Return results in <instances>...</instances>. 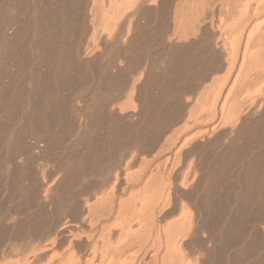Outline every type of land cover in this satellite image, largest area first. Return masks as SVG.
<instances>
[{"label":"bare ground","instance_id":"obj_1","mask_svg":"<svg viewBox=\"0 0 264 264\" xmlns=\"http://www.w3.org/2000/svg\"><path fill=\"white\" fill-rule=\"evenodd\" d=\"M27 1L19 0L20 4L29 6L33 3L35 6L37 0H32V4ZM40 1L43 5L30 7L31 11L23 8L25 12L29 11L30 17L25 14L30 22L22 29L31 30L33 34L30 35L34 39L32 44L43 58L41 65L36 63L34 67L40 68L42 74L38 79L31 77L27 85L29 90L23 84L26 82L18 80L1 89L3 92L0 93V102L6 106L3 109L1 105L0 111L18 104L22 113L26 112L24 118H18L19 121L13 122L17 117L12 119L15 125L10 126L12 129L6 135L0 134V149L4 151V154L0 151V191L7 193L6 201L10 205L11 201L17 204L15 208L12 206L13 210L8 208L12 211H0V264H264V0H179L173 5L170 4L172 0H86L85 13L78 16L79 22L73 19L77 12H74L75 6L72 7L74 4L68 6V0L67 5L64 0H57L58 7L53 0L49 3L58 8H53L57 9V12L53 10L57 13L55 17L50 16L52 7L48 5L49 1L46 6L45 0ZM149 10L155 11L157 19L154 20L161 22L166 19V14L171 18V29L162 39L170 54L166 52L167 56L162 60L164 67H158V71L162 69L161 73L157 71V76L154 73L153 86L150 85L152 82L148 83L147 72L140 70L129 80L125 99L116 106L118 110H110L121 111V118H130V122H134L127 133L132 136L130 146L134 153L126 149L127 155H124L128 156V152L131 155L126 160L123 156L125 162L121 158L124 167L118 166L116 160L102 163L101 167L107 168L102 180L108 181V185L110 182L104 191L84 201L79 200L81 204L60 208L59 200L63 198L66 183L72 182L76 178L74 175L86 168L88 158L95 153L91 150L105 140L102 132L99 133L101 136L98 135L105 120L104 114L101 111L98 112L101 115L93 114L95 110L92 114H85L84 110L96 101L97 91L113 83L117 72L123 70V62L128 57L126 53L130 50L127 46L138 34V20L143 14L148 16ZM3 16H0V37L9 38L13 33H7L11 26L8 27V19ZM25 18L23 20L27 22ZM20 20L13 23L17 30L20 29ZM75 21L74 34L77 32L83 37L89 33L82 50L77 40L76 44L68 42ZM160 22L156 21V24ZM145 26L142 25L143 30L147 28ZM22 33L23 40L30 34ZM205 34L209 36L207 49L216 60L213 59L215 62L210 63L209 68L204 66L192 75L193 63L198 61L197 54L200 53L196 54L194 44H202L205 39L201 37ZM8 41L4 40L5 48L10 44ZM13 45L12 49H6L14 58L9 61L14 62L20 55L30 53L26 48L25 54L22 50L20 53L19 45ZM124 49L129 50L124 53ZM79 63L84 70L77 68ZM84 80L92 83L87 95L70 94L68 98L69 95L62 92ZM183 80L185 86H188L186 82L188 87L192 86L190 90L194 95L190 100L184 96L183 103H180L182 97L179 103H174L177 100L173 97L178 93L172 94L171 91L176 90L173 86H180ZM116 82L113 84H118ZM22 85L27 93L20 98L22 90L26 91ZM146 85L157 89L158 94L155 96L156 93H152L155 89H148L152 90L153 97ZM69 107L74 109L70 111L76 114V119H72H78L79 127L83 128L85 120L86 124L92 125L90 135L85 138L84 150L64 158L62 163L59 161L56 174L45 164H38L41 167H38L37 175L34 174L37 177L33 178L27 165L28 156L26 160L17 158L32 152H27L20 144L22 136L19 137L16 123H23V130L33 143L41 142L37 141L40 144L37 147L36 144L33 147V143L30 147L39 151L50 148L49 151L54 147L50 145L57 138L56 133H65L68 128ZM179 122H183L179 126L194 127L190 131H184L182 127L183 131L178 127L170 130ZM167 129L173 131L172 136L166 135L164 141H159ZM175 131L184 133L176 135ZM158 141L161 142L159 145ZM156 147L158 155L171 151L164 162L158 161L161 166L154 164L156 169L161 167L159 173H153L149 161L140 156ZM140 157L145 161L142 164ZM50 158L47 156L44 162L49 163ZM206 160L214 163H206ZM89 164L91 166V162ZM208 164H212L213 169H209ZM122 185L126 188L123 186V189ZM254 200L259 210L250 212ZM20 220L27 224V229L18 235L13 232ZM245 225L250 231L246 227L244 230L248 231L247 236L255 245L247 242L248 237L241 229ZM238 230L246 238L240 237ZM10 239L15 243L9 244ZM256 239L259 241H254Z\"/></svg>","mask_w":264,"mask_h":264},{"label":"rangeland","instance_id":"obj_2","mask_svg":"<svg viewBox=\"0 0 264 264\" xmlns=\"http://www.w3.org/2000/svg\"><path fill=\"white\" fill-rule=\"evenodd\" d=\"M4 1V2H3ZM2 1V4L4 5V7H3V5H2V10H0V16H2V15H4L5 16V19H8V21H6V22H8V27H10L8 30H7V33L8 32H10L9 34H12L13 33V35L12 36H9V38L8 37H6V36H2V37H0V56L2 57L1 58V61H0V93L2 94V90H4L6 87H8V86H10V85H12L13 84V82H18V80H22L23 82H26V84L25 83H23L24 84V86H26L27 87V85H28V82L31 80V77H36L37 79L40 77V75L42 74V71L40 70V68H35L34 67V65L36 64V63H38V64H40V62H41V60H43V58L41 59V57H39V51H38V49L35 47V46H33V44H32V41L34 40L33 38V40L31 39V34H32V32H31V30L29 31L30 32V34H29V32L26 30H24V28L22 29V27L25 25V23L27 24V23H29L30 22V14H29V11H28V13H27V11L25 12V10H30L31 11V8H34L35 6H37V7H40L41 5H43V3L40 1V0H37V1H35L36 2V4H35V6H34V3L32 2V0H28L30 3L29 4H32L33 3V5H24L23 3H21L20 4V2H22V0H20V2H19V0H3ZM26 1V0H25ZM28 1L26 2L27 4H28ZM49 1V2H48ZM51 1L52 0H45V6H46V3L48 2V5H49V3H51ZM60 1V0H59ZM59 1H57V0H53L52 2H56V3H54L55 5L57 4L58 6H60V4H58V2ZM61 1H63V0H61ZM66 1V2H65ZM69 1V4H68V2H67V0H64L63 2H64V4L65 3H67L68 4V6L71 4V6H72V4H74L72 7H74L73 9L75 10H73L72 9V7H71V10H73L74 12H77V13H75L76 14V16H74L73 17V19L74 20H80L79 19V17L78 16H81L83 13H85V3L88 1H86V0H76V1H74V2H72L73 0H68ZM179 0H172L171 1V3L170 4H172L173 5V3L174 2H178ZM71 2V3H70ZM78 2V3H77ZM89 2V1H88ZM10 3V4H9ZM18 3V4H17ZM53 3L52 4H50L49 6L50 7H52L51 9H52V11L50 10V7L49 6H47V7H49V10L52 12V13H50V11H49V13L51 14L50 16H52V15H54V16H52V17H55L56 15H57V13L55 14V13H53V8H57V7H55V5H54ZM67 4H65V5H67ZM87 4V3H86ZM53 5V6H52ZM6 6V7H5ZM23 6H26V7H23ZM28 6V7H27ZM8 7V8H7ZM17 7V8H16ZM31 7V8H30ZM67 7V6H66ZM70 7V6H69ZM83 7V8H82ZM22 8V9H21ZM23 8L25 9V10H23ZM27 8V9H26ZM30 8V9H29ZM58 9V8H57ZM57 9L56 10H54V12L56 11L57 12ZM83 9V10H82ZM4 10H6V11H4ZM67 10H70V9H67ZM66 10V11H67ZM82 10V11H81ZM72 11V12H73ZM12 12V13H11ZM16 12V13H15ZM24 12V13H23ZM149 12V13H148ZM6 13V14H5ZM29 16H26V14ZM13 14V15H12ZM25 14V15H24ZM74 14V15H75ZM150 14V15H149ZM152 14H153V16H152ZM164 14H166V13H164ZM15 15V16H14ZM147 15L148 16H146V14H143L142 16H141V20H138L139 21V23H138V26H139V24H140V26H141V28H140V26L138 27V34H137V36L135 37V39L133 38L130 42H129V44H131V45H128L127 46V48L130 46V50L129 49H127V50H125L124 49V53H126L125 51H128V53H126L127 54V56L128 57H130V59L127 57V59L123 62V64H125V65H123V67H125V68H123L122 67V69L123 70H120L121 72H123L124 70V72L122 73V75H121V72L119 71V72H117V74L119 75H117L116 76V80H117V82H116V80H114L113 81V83L114 82H116V83H118V84H113V83H110L111 84V86H110V84H108V85H106V86H104L103 88H100L97 92L99 93V95H98V93H96V97H98V98H96V101L94 102V103H92L91 105H87V107H86V109L84 110V113L85 114H88V113H93V111H94V113L93 114H97L98 112H100L101 111V113H102V115H103V117H105V120H103L104 121V123H103V125H102V128H100V130H99V132H98V135L99 136H104L103 138L106 140H104V143H102L101 145H99L98 147H97V149H96V147H94L92 150H91V153H93V152H95V153H93V154H91V156L88 158L89 159V161L87 162L88 164H89V162H91V166H90V164L88 165L87 163V165H85L84 166V170L83 169H81L79 172H77V174L76 175H74V177L73 178H75L76 180H78V178H80V180H78V181H76L75 179H73V181L71 182V180H69V182H67L66 183V186L64 187L65 188V191L67 192V194L65 193V191H63V195H65V196H63L62 195V197L63 198H61L62 200H63V203H62V200L60 199L59 200V203L63 206H61L60 204L58 205V206H60V208H64V206H68V207H73L74 205H78V203H80L81 204V202H79V200L81 201H84V200H86V199H88L89 197H92V196H94L95 194H99L100 192H102V191H104L106 188H108L109 186H110V182H109V185H108V181H103L104 180V178H105V175L104 174H106V169L107 168H105V169H103V167H101L102 165H104V164H102V163H107V164H109V162H114L115 160L116 161H119L118 163H119V165L118 166H123L124 167V164H123V162H125V160H126V157H128L129 155H131V153H132V151H134L132 148H131V142L130 141H133L131 138H132V136H128V130H129V128L128 127H130L134 122H130V118L128 119H125V118H121V116L119 115V114H121V111L120 112H117L116 110L114 111V112H112L113 111V109H116L117 108V110H118V107H116L117 106V104L121 101L122 102V100H124L125 99V94H126V92H127V90L129 89V86H130V81H131V78L135 75V76H137L138 75V73H140V70H143L144 69V71H146L147 72V76H149V78H148V83L149 82H152L150 85H154L153 83H154V81H151V80H155V74H156V76L159 74V73H161L160 71H162V69L160 70L159 69V71H158V67L160 68V66H163V65H161L162 64V60H164L163 58H165V56H167V54H170L169 53V51H168V49L167 48H165V45L163 44V42H164V40H162V39H165V37L167 36V33H169V31H170V29H171V25H169V24H171V18L169 17V14H166V16L168 17H166V19H163L161 22L160 21H158V20H154V19H157V18H155V16H156V13H155V11L153 10V12L151 11V10H149V11H147ZM4 16L2 17V18H4ZM7 16V17H6ZM25 16H26V18H25ZM143 16H145V18L144 19H142V17ZM150 16H152V17H150ZM17 17H19L20 19H18ZM25 18V20L27 21V22H25L23 19ZM17 18V19H16ZM78 18V19H77ZM16 20V22H15V20ZM55 19V18H54ZM20 20V23H18L19 25H21V26H19L18 25V27L20 28H18L19 30H20V32H19V30H17L16 28H17V25L16 24H13V23H17L18 21ZM74 20H72V21H74ZM167 20V21H166ZM24 21V22H23ZM76 21H75V23L74 22H72L74 25V27H73V29L72 30H70V31H72L71 32V34L69 35L70 37H71V39L69 38V37H67V39H70V41H68V42H70V43H72V44H76L77 42H78V46H81V47H79L80 49L82 48L83 49V44H84V42L86 43V40L88 39V37H89V33H87V34H84L83 35V37L82 36H78L77 35V32H76V34H74L75 33V31H74V29H75V26L77 25V23H76ZM140 21H141V23H140ZM156 21L157 22H160V23H158V24H156ZM166 21V22H165ZM77 22H79V21H77ZM154 22V23H153ZM72 23H71V25H72ZM142 23H144V24H147V26H145L144 24H142ZM142 25L143 26H145V28L147 29H142V28H144V27H142ZM157 25V26H156ZM13 26V27H12ZM156 26V27H155ZM16 27V28H15ZM71 26H70V28H72ZM150 29V30H149ZM11 30H13V31H11ZM17 31V32H16ZM150 31V32H149ZM12 32V33H11ZM15 32V33H14ZM22 32H27L28 34H29V36L27 35L26 37H25V40H23V33ZM144 32H145V35H144ZM18 33V34H17ZM73 33V34H72ZM141 33H143V35L141 34ZM148 33V34H147ZM16 34V35H15ZM20 34H22V35H20ZM139 34H141V35H139ZM146 34H147V36H146ZM150 34V35H149ZM207 34V33H206ZM205 34V35H206ZM33 35V34H32ZM74 35V36H73ZM77 35V36H76ZM164 35H165V37H164ZM208 35H209V33H208ZM15 36V37H14ZM139 36H141V38L139 37ZM149 36V37H148ZM207 36V35H206ZM202 36L201 37V39L203 38V39H205V40H203L202 41V44L201 43H199V45L197 44V43H195L194 44V46H196V54L198 53V52H200V53H198L197 55V59H198V61L196 60L194 63H193V68L194 69H192V71H193V73H192V75H194V72H195V74H197L198 72H200L201 70H200V68L201 69H203V67L205 66L206 68L208 67H210V63H213V62H215L214 60H216V58H215V55H213V56H211L212 54H210V51L207 49V48H209V47H207L209 44H208V42H209V36ZM12 37V38H11ZM28 37V38H27ZM134 37V36H133ZM164 37V38H163ZM205 37V38H204ZM83 38V39H82ZM137 38V39H136ZM140 38V39H139ZM208 38V39H207ZM6 39H9V43L10 44H6V45H8L7 46V48H5V45H4V40H6ZM11 39V40H10ZM21 39V40H20ZM56 39V38H55ZM74 39V40H73ZM86 39V40H85ZM111 38H109V40H110ZM147 39V40H146ZM201 39H200V41H201ZM20 40V41H19ZM23 40V41H22ZM76 40H77V42H76ZM80 40V41H79ZM144 40V41H143ZM16 43H15V42ZM71 41H74V42H71ZM163 41V42H162ZM200 41H198V42H200ZM20 42V43H19ZM21 42H22V44H21ZM206 42V43H205ZM19 43V44H18ZM11 44H12V46L14 47V45L13 44H17V45H19V51H20V53H24L25 51H26V49L28 50V51H30V53H29V55H30V60H29V56H28V53H24L25 55V57L23 56V54H22V56L20 57L19 56V60H18V62H17V60L15 59V61L14 62H12L13 60H14V58L13 57H10V51H7V50H10V48L12 47L11 46ZM133 44V45H132ZM206 44V45H205ZM16 45V46H17ZM36 45V44H35ZM202 47H201V46ZM199 46V47H198ZM10 47V48H9ZM12 47V48H13ZM20 47H21V49H20ZM11 48V49H12ZM26 48V49H25ZM7 49V50H6ZM81 49V50H82ZM206 49H207V51H209L208 53L206 52ZM21 50H22V52H21ZM199 50V51H198ZM204 50V51H203ZM31 51H32V53H31ZM166 52H167V54H166ZM204 52V54H202ZM206 52V53H205ZM130 53V54H129ZM129 54V55H128ZM202 56V58L200 57V55ZM83 55V54H82ZM204 56V57H203ZM22 57H23V60H22ZM212 57H214V58H212ZM13 58V60L12 61H9L8 59H12ZM167 58V57H166ZM199 59H200V62L202 63V64H204V65H202L200 62H199ZM214 59V60H213ZM22 60V61H21ZM102 60V59H101ZM129 60H131V61H129ZM203 60V61H202ZM209 60V61H208ZM25 61H26V63H25ZM28 61H31V62H28ZM206 63H205V62ZM29 64H28V63ZM101 62V61H100ZM198 62V63H197ZM209 62V63H208ZM20 63H22V64H20ZM25 64H27L26 66H27V68H25ZM198 64H199V66H198ZM201 64V65H200ZM206 64H207V66H206ZM41 65V64H40ZM81 65V63H79V65L77 66V68H81V70H84V69H82L83 68V66H80ZM209 65V66H208ZM19 67V68H17V67ZM80 66V67H79ZM201 66V67H200ZM128 67V68H127ZM164 67V66H163ZM162 67V68H163ZM198 67V68H197ZM204 67V68H205ZM30 68V69H29ZM33 70H32V69ZM70 69H71V67H69ZM38 69V70H37ZM147 69V70H146ZM32 70V71H31ZM149 70V71H148ZM195 70V71H194ZM34 71V72H33ZM36 71H37V74H38V77H37V74H36ZM159 73H158V72ZM10 72V73H9ZM32 72V73H31ZM24 73V74H23ZM153 73V74H152ZM155 73V74H154ZM12 74V75H11ZM29 74V75H28ZM36 74V75H35ZM126 74V75H125ZM28 75V76H27ZM121 75V76H120ZM17 76V77H16ZM27 76V77H26ZM122 79H121V78ZM17 78V79H16ZM25 78H28V79H25ZM33 79H35V78H33ZM86 79H88V78H86ZM13 80H15V81H13ZM89 80V79H88ZM88 80H84V81H82V83L80 82V83H78L77 85H74V86H72L71 88L72 89H68L67 91L65 90V91H62V92H65L67 95H69V96H67V95H65V94H63L64 96H67L68 98H70V94H71V96L74 94V96L75 95H77L78 97H80V96H82V94H83V96H85V95H87L88 94V92H90V91H88V89L90 90V86H91V82L89 81L88 82ZM119 80V81H118ZM126 80V81H125ZM130 80V81H129ZM22 81H21V83H22ZM207 81V82H206ZM205 82L206 83H208V80H206ZM184 82V80L182 81V83L181 84H184V86H181V84H179L180 86H173L174 88H176V90L174 89V91H173V89H172V94H173V92L175 93V92H177L176 94L178 95H176L177 96V98H175L176 96H174L173 97V99L174 100H177V101H173V99L171 100V103H176V102H178L179 103V101H181V100H179L181 97V99L183 100H185L186 98H183L184 96L186 97L187 96V99L188 100H190L189 98H191L193 95H194V93L192 92L191 93V90H192V86H191V88L190 87H188L189 86V84H187V82H186V85H188V86H185V82ZM20 83V82H19ZM21 83H20V85H21ZM23 86V85H22ZM23 86V87H24ZM110 86V87H109ZM147 86V85H146ZM152 86H147V90L148 89H151L152 88V90L153 89H155L154 87H152ZM5 87V88H4ZM26 87H24L25 89H26ZM172 87V88H173ZM180 87V88H179ZM23 88V89H24ZM84 88V89H83ZM85 88H87V90L86 91H84L85 90ZM143 88V87H142ZM2 89V90H1ZM27 89L29 90V87H27ZM27 89H26V91L24 92V90H22V92L23 93H21L20 94V98L21 97H23V95H24V93H25V95H26V93H27ZM82 89V90H81ZM191 89V90H190ZM76 90V91H75ZM152 90H148V92L149 93H151V91ZM170 90H171V88H170ZM180 90V91H179ZM183 90V91H182ZM189 91V93L187 92V91ZM73 91H74V93H73ZM83 91V92H82ZM155 91H157V89H155ZM154 90L152 91V93L153 94H155V96L158 94V91L157 92H155ZM179 91V92H178ZM87 93V94H86ZM101 93H104L103 95L101 94ZM151 93V94H152ZM180 93V94H179ZM186 93H188V94H186ZM1 94H0V96H1ZM153 94H152V96H153ZM169 94H171V93H169ZM193 94V95H192ZM101 95V96H100ZM189 95V96H188ZM73 96V97H74ZM171 96V95H170ZM191 96V97H190ZM66 97V98H67ZM100 97V98H99ZM104 97V98H103ZM154 97V96H153ZM0 100H2L1 99V97H0ZM179 100V101H178ZM182 101V102H180V103H183V102H185V101ZM98 101H99V103H98ZM173 101V102H172ZM3 103V102H2ZM2 103L0 102V106L2 105ZM78 103H81V102H78ZM177 103V104H178ZM94 104V105H93ZM79 105V104H78ZM81 105V104H80ZM11 107V108H10ZM94 107V108H93ZM113 107V108H112ZM1 108H3V109H6V106L5 107H3V105H2V107ZM22 108H20V106L18 105V104H14V105H11V106H9V107H7V110H4L3 112L2 111H0V126H1V128H0V131H1V133L0 134H2V135H6L12 128L11 127H13V125H15L13 122H16L17 120H18V118L20 117V116H22L23 118L25 117V115H24V113H26V112H24V113H22V110H21ZM72 109V111L74 110L73 108H68L67 109V113L69 114L68 116H69V123H68V128H67V130H66V132L65 133H60V132H57L56 133V139L54 140V142H52L51 143V145H50V147L52 148L53 146V148L51 149V150H53V152L51 151V150H49L50 151V153H49V151H48V149H50V148H46L45 150H43V151H39L38 149H36V147H37V145L39 146L40 144L39 143H41L39 140H37V141H39V143H37V141H36V139L34 140V142L35 143H33V139L31 140V138H29L28 136H27V134L25 133V130H23V123H19V122H17L16 123V126L18 125V128L17 127H15L14 128V130L17 128V131H18V134H20L19 135V137H21V140H20V144L22 145V147L23 148H25L26 150H28L27 152H32V153H27V155H22L21 154V156H19V157H17V158H19V159H21V160H24V158L26 157V156H28L27 157V160H28V162H27V165H28V167H29V169H30V173H31V175L30 176H32L33 178H35V177H37L36 175H37V171L39 170V168L41 167L40 165H44L45 167L47 166V168L50 170V171H52L54 174H56V173H58V162L60 161L61 163H62V161H63V159L64 158H66V157H72V156H75V155H77L76 154V152L77 153H80L82 150H84V145L86 144V137L88 136V135H90L89 134V132H90V130H92V125L88 122L89 121V119H87V122L89 123H85L86 122V120L84 121V123H85V126H84V123L82 124V126H83V128L80 126H78V119H77V121H75V119H76V116H74V115H76V114H74V112L72 113V111H70ZM93 109V110H92ZM110 110H112L111 112H110ZM86 111H87V113H86ZM97 111V112H96ZM71 112V113H70ZM110 112V113H109ZM117 112V113H116ZM101 113H98V114H100L101 115ZM114 113V114H113ZM72 114V115H71ZM99 115V116H100ZM106 115V116H105ZM112 115H113V117H112ZM71 116V117H70ZM122 116H124V114H123V112H122ZM16 117H17V119H16ZM102 117V118H103ZM121 119H120V118ZM21 118V117H20ZM19 118V119H20ZM72 118H75V119H72ZM107 118V119H106ZM112 118V119H111ZM12 119H16L15 121H13L12 122ZM71 119V120H70ZM123 119H125L124 121H123ZM132 120H134L133 118H131ZM136 119V118H135ZM129 120V121H128ZM19 121V120H18ZM122 121V122H121ZM140 121H141V119H140ZM163 118H162V120L160 121V124H162L163 122ZM108 122V123H107ZM124 122V123H123ZM111 123V124H110ZM120 123V124H119ZM132 123V124H131ZM142 124H143V122H141ZM181 122H179V123H177L175 126H171L172 128L173 127H178L177 129L178 130H180V131H183V129H181V127L182 128H184V131H190L191 130V128L192 127H194V125H190L188 128H189V130H187L188 128H186V127H183V126H179V125H182L183 124V122L180 124ZM69 124H71V125H69ZM109 124V125H108ZM130 124V125H129ZM179 124V125H178ZM192 124V123H191ZM12 125V126H11ZM20 125V126H19ZM87 125V126H86ZM108 125V126H107ZM112 127H111V126ZM115 125V126H114ZM128 125V126H127ZM11 126V127H10ZM22 126V127H21ZM124 126H126V127H124ZM141 126V125H140ZM20 127V128H19ZM89 127H90V129H89ZM105 127V128H104ZM110 129H109V128ZM122 127V128H121ZM124 127V128H123ZM170 127V128H171ZM111 128H113V129H111ZM169 128V129H170ZM170 129V130H175V128H173V129ZM186 128V129H185ZM2 129L4 130V131H2ZM86 129V130H85ZM89 129V130H88ZM106 129H108V130H106ZM119 130V133H118V130ZM177 129H176V131H177ZM109 130L110 131H112V132H109ZM122 130V131H121ZM168 131V129H167V131H165L162 135L163 136H160V138H159V141L161 140V142L162 141H164V139H166L167 137H166V135H168V136H172V134H173V131ZM124 131V132H123ZM126 131V132H125ZM176 131H175V133H176ZM179 131V134L180 133H184V132H180ZM102 132V133H101ZM109 132V133H108ZM172 132V133H171ZM99 133H101V135L99 134ZM122 133H124V134H122ZM178 133V132H177ZM176 133V135H179V134H177ZM88 134V135H87ZM109 134V135H108ZM169 134H171V135H169ZM97 135V136H98ZM123 135H124V137H123ZM127 135V136H126ZM23 136H25V139L23 138ZM98 136V137H99ZM116 136H118L117 138H116ZM127 137V139H126V137ZM28 137V138H27ZM162 137V138H161ZM164 137H166V138H164ZM116 138V139H115ZM131 140H130V139ZM20 139V138H19ZM95 139V138H94ZM97 139V138H96ZM114 139V140H113ZM126 139V140H125ZM126 141V142H125ZM158 141V145H159V143H161V142H159ZM56 142V143H55ZM125 142V143H124ZM253 142V141H252ZM251 142V145H253V147L255 148L256 146H255V144H253V143H255V142H253L252 143ZM32 143L34 144L33 145V147L35 146V144H36V147L35 148H32V147H30V146H32ZM55 143V144H54ZM109 143V144H108ZM113 143V144H112ZM122 143V144H121ZM112 144V145H111ZM53 145V146H52ZM108 145V146H107ZM157 145V146H158ZM102 148H101V147ZM104 146H106V148L104 147ZM111 146H112V148H111ZM118 146H120L119 148H118ZM125 146V147H124ZM130 146V147H129ZM30 148V149H28V148ZM101 149H100V148ZM108 147H109V150H108ZM104 148V149H103ZM129 148V152L131 151V153L129 154V152H128V156H125V155H127V151H126V149H128ZM131 148V149H130ZM32 149H33V151H32ZM55 149V150H54ZM113 149V150H112ZM125 149V150H124ZM156 149V150H155ZM154 150H152L150 153H140L141 155V157H143V159L145 158L147 161H149V166H150V169H152V172L153 173H155V171H158V172H156V173H159V171H161L162 169H161V167L159 168H157L156 169V163H159L158 161H163V160H165L164 158L168 155V154H170V150H167V151H164V152H162V153H159V155H158V153H157V147L155 148ZM30 150V151H29ZM97 150V151H96ZM102 150V151H101ZM104 150V151H103ZM0 151H1V149H0ZM100 151V152H99ZM122 151V152H121ZM1 152H3L2 154H4V151H1ZM1 152H0V154H1ZM35 152V153H34ZM46 153H48V154H46ZM101 153V154H100ZM126 153V154H125ZM134 153V152H133ZM132 153V154H133ZM155 153H157L156 155H155ZM1 154V155H2ZM43 154H46V155H43ZM49 154L51 155V156H49ZM57 154V155H56ZM125 154V155H124ZM31 155V156H30ZM33 155V156H32ZM34 155H36V156H34ZM69 155H71V156H69ZM110 155V156H109ZM30 156V157H29ZM47 156L48 157H51V158H53L54 157V159H51L50 158V160L52 161H48L49 163H47L46 164V162H44V160L47 158ZM56 156V157H55ZM65 156V157H64ZM120 158H119V157ZM125 157V160L123 159L124 157ZM144 156H146V157H144ZM33 159H32V158ZM36 157V158H35ZM61 159H59V158ZM141 157H140V162H141V164L143 163V162H145V161H143V160H141ZM1 158V157H0ZM2 158H3V156H2ZM4 158H5V156H4ZM3 158V161H5V159ZM41 158V159H40ZM111 158V159H110ZM117 158H119V159H117ZM121 158L123 159V162L121 163ZM109 159H110V161H109ZM144 159V160H145ZM162 159V160H161ZM18 159H16V161H17ZM25 160H26V158H25ZM111 160H114V161H111ZM151 160V161H150ZM0 161H2V159L0 160ZM157 161V162H156ZM60 162H59V165H60ZM100 162V163H99ZM164 162V161H163ZM214 163L213 161H211V160H206V163ZM99 163V164H98ZM209 163V164H210ZM38 164H40V165H38ZM123 164V165H122ZM154 164H155V166H154ZM164 164V163H163ZM163 164H162V166H163ZM208 164V166H209V169L210 168H212V164L211 165H209ZM214 165V164H213ZM40 166V167H39ZM89 168H88V167ZM154 166V167H153ZM157 166H161V163H159V165L157 164ZM39 167V168H38ZM94 167H96V168H94ZM101 167V168H100ZM105 167H106V164H105ZM141 167V166H140ZM214 167V169H215V165L213 166ZM163 168V167H162ZM97 169V170H96ZM99 169V170H98ZM101 169H103V170H101ZM159 169H161V170H159ZM213 169V168H212ZM83 170V171H82ZM93 170V171H92ZM211 171V170H210ZM36 173V175H34ZM104 175V177H103V175ZM101 175H102V177H101ZM103 179V180H102ZM87 181V182H86ZM102 181V182H101ZM1 182V181H0ZM70 182H71V184H70ZM2 183V182H1ZM0 183V184H1ZM86 183V184H85ZM98 183V184H97ZM84 184V185H83ZM89 184H92V185H89ZM69 185V186H68ZM90 186V187H88V186ZM68 186V187H67ZM123 186L124 185H122L121 187L123 188ZM121 187H120V189H121ZM125 187V186H124ZM64 188H63V190H64ZM67 188V189H66ZM88 188V189H87ZM126 188V187H125ZM124 189V188H123ZM122 190V189H121ZM120 192V191H119ZM69 193V194H68ZM73 194V195H72ZM6 195H7V193H3V192H1L0 191V205L1 204H3V205H1V209H0V211H2V212H9V211H12L13 209V207L15 208V207H17V204H16V202H12L11 201V204L12 205H10V202H7L6 201ZM228 195V194H227ZM73 196H74V198H73ZM65 197V198H64ZM72 197V198H71ZM67 198V199H66ZM69 199V200H68ZM71 199V200H70ZM256 200V199H255ZM252 201V202H254V204H251V210H250V212L251 211H253V212H256V211H258L259 210V205L257 206L256 205V201ZM75 202V203H74ZM76 202H77V204H76ZM251 202V203H252ZM256 202V203H255ZM6 204V206H8V207H6V206H4ZM7 204H9V205H7ZM13 204H16L15 206L13 205ZM13 206V207H12ZM6 207V208H5ZM11 208V209H8V208ZM58 208V207H57ZM2 209H6L7 211H3ZM1 213V212H0ZM80 214H82V211L80 212ZM21 219H23V218H21ZM19 226V227H18ZM27 224H25V222L23 221V220H20V223H18L17 224V226L15 227V232H13V233H15V234H18L19 235V233L20 234H23L25 231L24 230H26L27 229ZM242 226V225H241ZM247 228V226L245 225L244 227H239V229L241 228L242 229V231L244 230V228ZM245 228V229H246ZM17 229H18V232H17ZM247 230L248 231H250L248 228H247ZM24 231V232H23ZM240 232V230H238L237 231V233H243V232ZM245 231V230H244ZM248 231H245L244 233H246L245 235L247 236L248 235ZM243 235V234H242ZM240 237H244V235L243 236H241V234H240ZM248 238H247V242H249V243H251L252 245L254 244H256L255 242H253V239L250 237V236H247ZM244 238H246V237H244ZM250 238V239H249ZM255 239V238H254ZM258 239H256V240H254V241H256V242H258L257 241ZM8 243L9 244H14L15 242L12 240V239H10V240H8ZM251 245V246H252ZM257 263V262H256ZM254 264H255V262H254Z\"/></svg>","mask_w":264,"mask_h":264}]
</instances>
